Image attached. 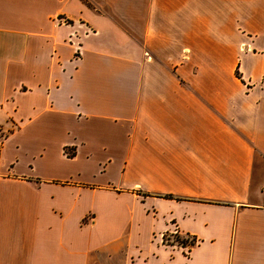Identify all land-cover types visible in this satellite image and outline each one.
<instances>
[{
    "label": "crops",
    "instance_id": "1",
    "mask_svg": "<svg viewBox=\"0 0 264 264\" xmlns=\"http://www.w3.org/2000/svg\"><path fill=\"white\" fill-rule=\"evenodd\" d=\"M0 264H264V0H0Z\"/></svg>",
    "mask_w": 264,
    "mask_h": 264
},
{
    "label": "rangeland",
    "instance_id": "2",
    "mask_svg": "<svg viewBox=\"0 0 264 264\" xmlns=\"http://www.w3.org/2000/svg\"><path fill=\"white\" fill-rule=\"evenodd\" d=\"M102 155H100L99 157H101ZM102 157H104V156H102ZM110 173L111 174H113L114 173V171L113 170H110ZM101 178V177H100ZM100 181V180H99ZM176 236L177 235H173V237L171 236V234L170 233H165V235H164V240H163V242H164V244H167V245H170V244H172V243H174V244H177V240H176ZM178 236L179 237H181V239H186L188 236H181V235H179L178 234ZM191 237V236H190ZM191 239H192V237H191ZM190 240V239H189Z\"/></svg>",
    "mask_w": 264,
    "mask_h": 264
},
{
    "label": "trees",
    "instance_id": "3",
    "mask_svg": "<svg viewBox=\"0 0 264 264\" xmlns=\"http://www.w3.org/2000/svg\"><path fill=\"white\" fill-rule=\"evenodd\" d=\"M176 240H177V244L187 247V246H193L195 245L196 241L195 238H193L191 241L189 239H181V237H179L178 235L176 236ZM174 244V243H172Z\"/></svg>",
    "mask_w": 264,
    "mask_h": 264
},
{
    "label": "built area",
    "instance_id": "4",
    "mask_svg": "<svg viewBox=\"0 0 264 264\" xmlns=\"http://www.w3.org/2000/svg\"><path fill=\"white\" fill-rule=\"evenodd\" d=\"M165 233H170L172 237H173V235H178V234L182 236V234H181V232L177 226H175L174 228H172L171 230H169L168 232H165ZM165 233L163 234V240H164ZM187 239H190V241H191L193 238L191 239L190 237H187Z\"/></svg>",
    "mask_w": 264,
    "mask_h": 264
}]
</instances>
